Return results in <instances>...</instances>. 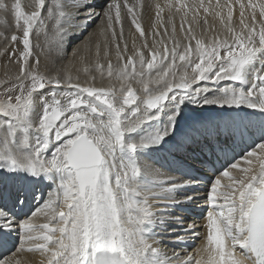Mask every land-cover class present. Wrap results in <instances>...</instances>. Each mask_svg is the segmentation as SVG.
I'll return each instance as SVG.
<instances>
[{
  "label": "snow or ice",
  "instance_id": "snow-or-ice-1",
  "mask_svg": "<svg viewBox=\"0 0 264 264\" xmlns=\"http://www.w3.org/2000/svg\"><path fill=\"white\" fill-rule=\"evenodd\" d=\"M138 6L105 0L97 12L94 0H33L29 12L21 0H0V13L14 19L13 34L0 31V39L22 45L8 53L19 73L0 99V248L11 252L0 264H22L20 252L38 253L39 264H264V0H216L214 8L200 0L197 14L214 12L224 29L207 41L191 25L185 30L192 9L169 0L170 12L186 9L183 42L171 16L169 40L155 39L164 10L157 4L152 43L121 49L122 10L145 37ZM97 21L111 33L118 63L84 67L92 83L40 72L34 49L54 66L52 53L64 58ZM41 36L44 45H34ZM93 71L107 87L95 84ZM161 152L180 163H142ZM189 152L199 168L184 165L180 154ZM201 187L206 235L195 257L181 255L188 235L199 233L177 212ZM32 204L41 207L24 213ZM38 212L47 222H34Z\"/></svg>",
  "mask_w": 264,
  "mask_h": 264
},
{
  "label": "bare ground",
  "instance_id": "bare-ground-1",
  "mask_svg": "<svg viewBox=\"0 0 264 264\" xmlns=\"http://www.w3.org/2000/svg\"><path fill=\"white\" fill-rule=\"evenodd\" d=\"M94 2L97 5L96 11L97 12H100L101 11V7L100 6H102V5L105 4V0H94ZM170 2L172 4H174V5L177 4V0H170ZM183 2L186 5H188V8L192 9L191 11L188 12L187 19L184 21L185 30H187V28H188L189 25H191L192 30H193V33L198 38H202L205 41H207L208 39L212 38L216 34H221V35L223 34L224 29H223L222 25L219 22V18L214 15V12H210V14H207L206 15L203 12V9H202V10H199V13L197 14V12H196L195 8H193V5L192 4L198 5L200 3V0H183ZM233 2H234V0H233ZM244 2H247V1L244 0ZM128 3H129V5H134V4H137V3L139 5H141V6H138V7H135L134 8V13H135V16H136V19H137V23H139L141 25L142 29L145 31V37H143V38H145L148 41L149 44H151L152 41H153V39H154V37L151 35V33L154 31L151 28V25H152L153 22H155V19H156V7H155V5H157V4H159L164 10L161 13V17H162V20H163V25L157 24V27L155 29V31H158L160 33V35L159 36H156L155 39L157 41H159L161 39H164L165 41H168L169 40V38L171 37V34H172L171 25L168 26V24H166L165 22L169 21V17L171 16L172 19H174L173 20L174 21L173 23L176 24V38L180 39L183 42V34L180 32V25L182 23V19L181 18L183 17L184 11H186V9H181L180 12H177L176 11V8L173 7L172 10H171V12H170L169 9H168V7H166V4L169 3V0H128ZM220 3L222 4V2H220ZM224 3H225V1H224ZM208 4H209V1H207V3L205 5L207 6ZM211 4H212V6L214 8L215 7V4H216V0H211ZM249 11L250 10H246V15L249 14ZM2 14H0V16ZM225 14H226V10H225ZM194 16H196L197 17V20H199V24L194 23V22H191V20H193V17ZM200 16L205 17V19H207V21H208L207 26H205L204 23L202 22V20L199 19ZM257 16L259 18L258 12H257ZM239 18H240L239 17V6L238 5H235L234 6V12H233V25L235 27H237V28L239 27ZM11 26L12 25L5 26L4 28L2 27V30L4 32L10 34V32L13 31V27H11ZM102 27H103V21H97L96 23H94L91 26V28L88 29V32H87L88 34L85 33L83 36L79 37L78 39H76L73 42V44L68 48L67 54H66L67 59H68V55H69V53H71V55H69V59L71 58L70 59L71 61L68 62L67 59H66V56L63 58L64 61H63L62 66H64V68L61 71H64V72H62V75L68 74L69 71L72 70V68H73V71L74 72H78V69L83 70V68L87 66L86 56H89V53H90L89 50L92 51V49H93V51L96 52V46H93V45H97L99 43V38H100V36L102 34L101 31H100V29ZM163 27L164 28H167V30H168V34L167 35L164 34V31L162 29ZM205 27H207L209 30L208 31H205ZM130 32H131V35H132V39H131L132 42L135 41L136 46L137 47H140L142 45V43H143V39H142V43H140L139 41H136L135 40L136 38L140 37V34H139V32L136 31L135 26L133 24H132V28H131V31ZM40 39L41 40L38 43L41 46H43L44 45V37L41 36ZM4 43H5V41H4ZM193 44H194V41H193ZM0 45H1V47H3L2 44H0ZM4 46H6V45L4 44ZM157 46L158 47H162V45H159V44H157ZM168 46L171 47L172 46L171 43H169ZM128 47H129V50L131 51L132 45L131 46H128ZM74 51L76 53L75 55H73V52ZM90 56H92V55H90ZM55 58H56L55 54H52V60H54ZM42 59H43V57H42ZM63 59H60V60H63ZM110 59L111 58H108L106 60V64H107L108 60H110ZM92 60H93L92 63L94 65H96L97 61H99V63H102V62L105 61V60L103 61L102 59H100V55L99 56H97V55L94 56ZM112 60L113 59H111V61ZM114 60L116 62L117 61V58L115 57ZM5 63L6 62L4 61V64ZM7 64H8L7 65L8 68L9 67H13L12 64H10V63H7ZM103 64L105 65V62ZM52 65L53 64L51 63L47 67H52ZM106 66L107 65H105V67ZM47 67H45V68L42 67L43 68L41 70L42 71V74H44L46 76H51V74L54 73L55 70H51V69L48 70ZM3 69H7V68L3 67ZM17 69H19V68H17ZM88 79H81L82 80V83H85V82L89 83L88 82ZM97 81H100V80L97 79ZM101 81L108 82V79L106 78L105 80H101ZM115 82L118 85V82L117 81H115ZM102 84L100 83V84H96V85L97 86H102ZM140 86H142V85H140ZM105 87H106V85H105ZM141 89H142V87H138L136 90H137L138 93H140V94L143 95V92L141 91ZM154 155L157 156V157H159V159H161L163 163H168L169 162V159H168V157H167V155H166L165 152L156 153ZM151 162L154 163V160H151ZM44 191L47 192V189H44ZM35 206H36V204L29 205L28 207H26L23 210V212L24 213H29L30 210H33ZM187 208H188V206H185V208L183 210H181L180 212H183L186 215L189 214V213H191L190 212L191 211L190 208H188V210L185 211ZM198 214H200V213H198ZM198 214L195 215V217L198 216ZM179 215L180 216H185L182 213H180ZM42 221H44V220H42ZM12 239L14 241V237ZM192 240H194V239L192 238L190 241H192ZM191 245H193V247H194L195 244L192 243V242H188L187 246L184 247V248H188ZM201 246H202V243L201 242L198 243V245L196 246L197 248L196 247H195L196 249L194 248L195 252L192 251L191 254H193V256H196L197 255V250ZM182 250H183V248H182ZM3 253L4 252H2L1 255H3ZM18 259H20L22 261V264H39V261H40L41 257H40L39 254L34 255L32 253H25V254L19 255L18 256Z\"/></svg>",
  "mask_w": 264,
  "mask_h": 264
},
{
  "label": "rangeland",
  "instance_id": "rangeland-1",
  "mask_svg": "<svg viewBox=\"0 0 264 264\" xmlns=\"http://www.w3.org/2000/svg\"><path fill=\"white\" fill-rule=\"evenodd\" d=\"M247 1V0H246ZM220 2H222V4H224V1L222 0H220ZM21 3H22V5H24V7H25V11H31L32 10V7H31V5H32V3H33V0H21ZM29 11V12H30ZM123 11V12H122ZM121 11V16H122V27H123V39L121 40L120 39V36H119V33H120V28H121V26L120 25H116V30H117V40H116V43H120L121 44V49H123V45H124V43H127L128 44V46H131L132 45V35H131V28H132V23H131V19L132 18H130V16H128L127 14H126V10L124 11V10H122ZM0 14H2V13H0ZM0 18H3V19H6L7 21H8V25L7 26H10V25H14V19H12V17H11V15L9 14V15H7V16H5L4 14H2L1 16H0ZM174 19H172V22H174L173 21ZM166 24H168V26H170L171 24L169 23V21H167V22H165ZM164 23V24H165ZM2 27L4 28L5 27V25H0V31H3L2 30ZM12 27V26H11ZM13 29H14V26H13ZM163 29V31H164V27L162 28ZM9 37L13 34V31L12 32H10V34L9 33H6ZM18 34V33H17ZM88 34V33H87ZM86 34V35H87ZM85 38V37H84ZM142 39L144 40L145 38H141V37H138V38H136L135 40L136 41H139L140 43H142ZM40 38H39V40H37L35 37L33 38V44L35 45V44H37L38 42H40ZM0 44H2V46L3 47H1V45H0V82H3V83H0V99H4V90H5V87H7V86H10V84H11V82L12 81H14L15 80V78H16V76L18 75V73H19V69H17V68H19V66H18V64L16 63V60H15V58H10V56L8 55V53H10V52H12V50L14 49V48H22V45H19V44H16V45H13V44H11V42L9 41V43L6 45L5 43H4V40L3 39H0ZM4 44L6 45V46H4ZM99 45H100V59H102L103 61L107 58H111V59H115V57H116V55H115V47H114V43H113V41H112V37H111V33L110 32H104V33H102L101 34V36H100V38H99V43H98ZM108 45V51H109V55H108V57H105L104 56V51H105V45ZM93 46H96V45H93ZM7 47V52H5V48ZM2 51V52H1ZM34 51H36L39 55H40V58L42 59V57H43V61L41 60V63H40V72L42 73V67H47V66H49V64H51L50 62H49V60H48V58L46 57V55H45V53L44 52H41L40 50H38V49H34ZM71 52V51H70ZM89 56H86V63H87V66L86 67H89L90 69H92V70H94V68H95V65L92 63V59H93V57L94 56H96V52L95 51H93V49H92V51L91 50H89ZM52 54H55L54 52L52 53ZM94 54V55H93ZM69 55H71V53H69ZM69 55H68V59H67V56H66V59H67V61L68 62H70L71 60V58L69 59ZM90 55H92V56H90ZM17 56H18V53H17ZM57 59V60H56ZM63 59V58H62ZM106 59V60H107ZM110 59V60H111ZM106 60L104 61L105 62V65H107L106 64ZM112 60V61H113ZM4 61L6 62L5 64H4ZM54 61H55V65L53 66L52 65V67H47L48 68V70H55V72L54 73H52V75H55L56 74V72H57V70H59V73H60V75L61 76H63L62 75V72H64V71H61L63 68H64V66H62V64H63V61H64V59L63 60H60V58H55L54 59ZM104 62H102L101 64H103ZM7 63H10V64H12L13 65V67H9L8 68V64ZM115 63H118L117 61L115 62V60L113 61V64L115 65ZM3 66H2V65ZM104 65V64H103ZM3 67H5V68H7V69H3ZM2 68V69H1ZM6 70V71H5ZM44 73V72H43ZM68 74H71L72 75V77H73V79H74V81H75V78L77 77V76H79V78H80V81L79 82H81L82 83V80L81 79H88V77H86L87 75L83 72V70H81V69H78V72H74L73 71V68H72V70H70L69 71V73ZM93 74H95L96 75V77H97V79L98 80H102L101 78H100V76H99V73L98 72H95V71H93ZM97 79H96V81H95V84H102V86H105L106 85V87L108 86V84H109V80H108V82H106V81H97ZM106 79V78H105ZM105 79H103V80H105ZM88 82L89 83H92V81L90 80V79H88ZM99 82V83H98ZM7 85H6V84ZM10 83V84H9ZM112 83H116L115 81H112ZM105 84V85H104ZM117 84V83H116ZM133 87H134V89H137L138 87H142V86H140L139 84H136V83H133ZM140 94V93H139ZM141 96H143L142 94H140ZM200 195H202L201 194V192L199 193V196ZM201 197V196H200ZM205 204H206V202H203V204H201V207H203V206H205ZM207 205V204H206ZM209 206V205H208ZM36 211H38V210H36ZM192 211V210H191ZM38 213H40V212H38ZM198 213H201V211H198V212H191V213H189V215L191 216V215H194V218H195V215H197ZM39 215V214H38ZM185 216V218H186V214H184ZM197 217V216H196ZM42 220H44V219H41V221ZM190 241V240H189ZM193 241V240H192ZM194 242H195V240H194ZM197 248V247H196ZM195 248V249H196ZM185 248H183V250H184Z\"/></svg>",
  "mask_w": 264,
  "mask_h": 264
}]
</instances>
